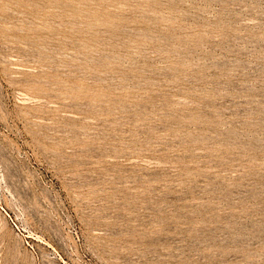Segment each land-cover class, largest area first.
<instances>
[{
    "label": "rangeland",
    "instance_id": "1",
    "mask_svg": "<svg viewBox=\"0 0 264 264\" xmlns=\"http://www.w3.org/2000/svg\"><path fill=\"white\" fill-rule=\"evenodd\" d=\"M0 264H264V0H0Z\"/></svg>",
    "mask_w": 264,
    "mask_h": 264
}]
</instances>
